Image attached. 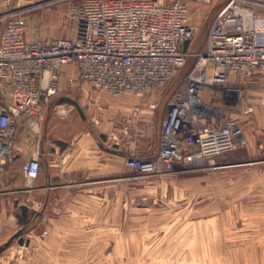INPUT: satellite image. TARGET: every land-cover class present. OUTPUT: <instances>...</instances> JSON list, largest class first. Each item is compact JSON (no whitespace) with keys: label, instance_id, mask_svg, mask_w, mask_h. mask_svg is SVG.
I'll return each instance as SVG.
<instances>
[{"label":"rangeland","instance_id":"obj_1","mask_svg":"<svg viewBox=\"0 0 264 264\" xmlns=\"http://www.w3.org/2000/svg\"><path fill=\"white\" fill-rule=\"evenodd\" d=\"M180 1L190 6L191 22L200 26L189 49L195 52L204 45L214 17L227 0H215L211 8L195 0ZM46 2L23 0L20 9L28 38H72L75 27L67 16V2L43 4ZM254 7L264 13V8ZM180 80L178 77L173 87L143 99L98 93L87 86L70 91L68 95L84 110V120L75 107L60 115L54 107L48 110L44 130L49 128L42 141H52L64 124L67 137L90 132L91 143L84 142V146L99 153L97 161L59 173L51 185L63 188L50 195L40 191L19 197L34 209L21 228L26 229L24 237L29 240L28 264H264L262 87L245 86L239 104L236 100L230 105L243 144L226 159L193 172L164 171L153 176L128 170L117 159L115 144L141 149L158 142L159 128L151 123L141 132L144 122L133 117V108L162 95L157 109H165L166 98ZM213 101L220 103L219 99ZM41 164L40 187L47 174L46 162ZM63 181L68 183L60 184Z\"/></svg>","mask_w":264,"mask_h":264},{"label":"built area","instance_id":"obj_2","mask_svg":"<svg viewBox=\"0 0 264 264\" xmlns=\"http://www.w3.org/2000/svg\"><path fill=\"white\" fill-rule=\"evenodd\" d=\"M195 1L211 8L215 0ZM62 2L68 4L74 36L30 40L23 0H0V178L24 162V190L34 189L40 151L28 158V144H41L48 110L54 107L60 115L59 109H71L59 100L73 98L68 93L82 86L143 99L173 87L180 77L166 98L158 153L149 158L133 154L125 161L141 176L193 172L226 159L243 144L229 107L239 103L245 86L255 85L263 89L264 105V13L254 7L264 8V3L227 0L204 45L193 52L189 49L200 26L191 22L190 6L183 1L43 4ZM162 98L151 101L149 109L156 110ZM139 113L136 109L133 117Z\"/></svg>","mask_w":264,"mask_h":264},{"label":"crops","instance_id":"obj_3","mask_svg":"<svg viewBox=\"0 0 264 264\" xmlns=\"http://www.w3.org/2000/svg\"><path fill=\"white\" fill-rule=\"evenodd\" d=\"M84 87L85 86H82L80 90H83ZM89 89L92 91L91 88ZM91 99H94L93 95L91 96ZM147 104H139L136 106L137 108H133L134 110L139 109L140 111L139 117L136 120L144 122L140 127V130L143 133L144 131H146L147 126L151 125V123L156 124V127H158L160 131L158 135V142L150 146L151 148L143 146V148L141 149H129L123 147L121 148L118 144H115L114 151L115 154L118 155L117 159H120L122 165L124 162V166L126 157L129 156V154H136L138 156L143 157H151L157 154L159 151V137L162 133L163 122L166 117V108L163 110H161V108L151 110L148 108ZM50 125L57 126L55 122L51 121ZM60 126L61 129L59 130V134H55V137L52 138V141L46 139L42 141L39 146H35L34 144H32V142L28 144V158L30 157L29 154L34 153L36 149H38V151H40V167L42 166V161L46 162L44 170H46L47 174L43 176L42 180L43 182H45V184L42 185V187L37 185L38 180H40V172L39 178L35 183L34 189L28 192L24 190V175L21 170L24 162H22V164L20 163L17 168L11 169L6 175L0 178V246L4 245L14 234H16L22 228V226L28 224V220L31 219V217L29 219L24 218L21 211L16 206V202H19V204L27 205L24 204L22 201H19V197L28 194L30 196L34 194L36 195L37 192L40 191H44L47 195H50L55 189H61L64 187H61L58 184L56 186L51 185L52 182L57 180L59 173L73 172V167L81 168L85 167L86 165H89L92 161H97V154L99 152L93 151L94 149L89 148L88 145L84 146V142H86V144L91 143L90 132L87 131L78 136L75 135L67 137L65 133H63L64 131L62 130L65 125L63 124ZM136 126H138L137 122ZM48 128L49 127L45 128V130L47 131ZM52 128L53 131H56L58 129V127ZM48 182L49 186L45 187L46 183ZM66 182L68 183V181ZM66 182L63 181L60 184L64 185L66 184ZM30 208L32 210L31 216H33L34 209L32 207ZM25 239L26 241H28V237H25ZM0 264H28V244L24 243V245H20L19 242L15 240L11 244V246L0 255Z\"/></svg>","mask_w":264,"mask_h":264},{"label":"water","instance_id":"obj_4","mask_svg":"<svg viewBox=\"0 0 264 264\" xmlns=\"http://www.w3.org/2000/svg\"><path fill=\"white\" fill-rule=\"evenodd\" d=\"M189 46V42L187 41L184 44V48L187 49ZM60 102L61 103H67L72 105L73 107L76 108V110L79 112V114L82 116L83 119H86L84 110L82 109V106L80 105V102L74 98L71 97H62L60 98ZM16 206L19 208V210L21 211L22 215L24 218L29 219L31 217V208L27 205H23V204H19V202H16ZM25 230L26 229H21L19 230L16 234H14L4 245L0 246V255L6 250L8 249L11 244L17 240L19 242L20 245H24L25 244H29V240L26 241L24 235H25Z\"/></svg>","mask_w":264,"mask_h":264},{"label":"bare ground","instance_id":"obj_5","mask_svg":"<svg viewBox=\"0 0 264 264\" xmlns=\"http://www.w3.org/2000/svg\"><path fill=\"white\" fill-rule=\"evenodd\" d=\"M59 113H63V111L59 109ZM242 140H243V139H242Z\"/></svg>","mask_w":264,"mask_h":264},{"label":"trees","instance_id":"obj_6","mask_svg":"<svg viewBox=\"0 0 264 264\" xmlns=\"http://www.w3.org/2000/svg\"><path fill=\"white\" fill-rule=\"evenodd\" d=\"M40 172H41V167H40Z\"/></svg>","mask_w":264,"mask_h":264}]
</instances>
